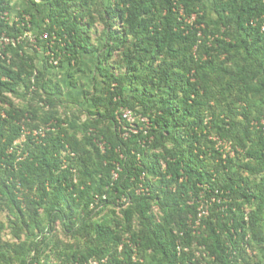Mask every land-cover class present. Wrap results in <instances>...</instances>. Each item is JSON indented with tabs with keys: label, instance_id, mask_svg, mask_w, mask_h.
Segmentation results:
<instances>
[{
	"label": "trees",
	"instance_id": "obj_1",
	"mask_svg": "<svg viewBox=\"0 0 264 264\" xmlns=\"http://www.w3.org/2000/svg\"><path fill=\"white\" fill-rule=\"evenodd\" d=\"M17 3L0 264H264V0ZM90 62L86 111L64 77Z\"/></svg>",
	"mask_w": 264,
	"mask_h": 264
},
{
	"label": "rangeland",
	"instance_id": "obj_2",
	"mask_svg": "<svg viewBox=\"0 0 264 264\" xmlns=\"http://www.w3.org/2000/svg\"><path fill=\"white\" fill-rule=\"evenodd\" d=\"M28 4V0H18V7H23L26 6ZM37 12L40 14V17L44 16V14L46 12H48V10L46 9V5L44 2H40L38 4V6L36 7ZM36 31V29H35ZM34 31V32H35ZM30 33V36L32 37L33 34L35 33ZM37 32V31H36ZM95 65L90 62L87 65V72H81L78 77L76 78L77 80V85L76 87L73 86L70 82V79L64 77V71L62 69L59 70H55V74L64 77V79L66 80V98H69V100H71L72 102H75L79 107L84 108L86 111L88 110V105L84 102V92L83 90L85 88H91V76L93 75V69H94ZM70 82V83H69ZM8 237H11V234L7 235Z\"/></svg>",
	"mask_w": 264,
	"mask_h": 264
},
{
	"label": "built area",
	"instance_id": "obj_3",
	"mask_svg": "<svg viewBox=\"0 0 264 264\" xmlns=\"http://www.w3.org/2000/svg\"><path fill=\"white\" fill-rule=\"evenodd\" d=\"M181 13H183V9L181 10ZM30 37H31V36H30ZM32 40H33V39H32ZM11 42H14V39L9 38V37L6 36V35H2V37L0 38V44H1V45H5V44H7V43H11ZM124 114H125V116H127L128 120L131 122L130 127H127V126L124 127V129L127 130V131L125 132V135H128L130 131H131V132H137L138 129H137V126L134 124L135 116H134L133 111L130 110V109H124ZM263 123H264V122H263ZM220 144H221V142H220ZM103 147H104V146L102 145V148H103ZM202 212L205 213L206 211H205V210H202Z\"/></svg>",
	"mask_w": 264,
	"mask_h": 264
}]
</instances>
